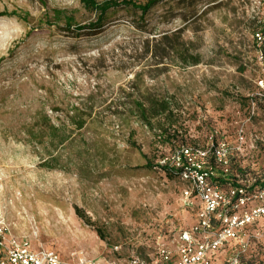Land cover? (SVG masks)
Instances as JSON below:
<instances>
[{
  "label": "rangeland",
  "instance_id": "obj_1",
  "mask_svg": "<svg viewBox=\"0 0 264 264\" xmlns=\"http://www.w3.org/2000/svg\"><path fill=\"white\" fill-rule=\"evenodd\" d=\"M254 10L251 0H163L145 14L115 7L90 32L75 29L96 20L80 0H0L6 240L63 258L149 264L158 238L172 241L195 222L183 203L188 184L159 160L181 146L212 156L225 142L228 177L264 170V105L250 106L260 74ZM137 95L168 99L173 123L132 116ZM73 107L87 119L82 129L66 118ZM41 111L69 138L57 167L42 165L48 156L27 135ZM213 169L220 177L215 160ZM249 235L242 264H264L262 231Z\"/></svg>",
  "mask_w": 264,
  "mask_h": 264
},
{
  "label": "built area",
  "instance_id": "obj_2",
  "mask_svg": "<svg viewBox=\"0 0 264 264\" xmlns=\"http://www.w3.org/2000/svg\"><path fill=\"white\" fill-rule=\"evenodd\" d=\"M251 3L256 13L252 39L260 70L250 103L254 110L257 104L264 105V0H251ZM211 155L200 148L181 146L170 157L159 160L160 167L173 169L188 184L183 191V203L195 212V222L180 230L172 241L168 237L158 238L156 257L149 264H242L241 255L249 244V233L260 229L264 235V170L242 169L220 184L212 179L214 169L210 159L215 160L223 177L228 178L227 144L218 143ZM6 235L7 228L0 221V264H100L77 257L63 258L53 250L35 251L27 243L13 238L7 241ZM224 252L229 255L223 256ZM114 261L120 263L119 258ZM127 264L147 263L130 258Z\"/></svg>",
  "mask_w": 264,
  "mask_h": 264
},
{
  "label": "trees",
  "instance_id": "obj_3",
  "mask_svg": "<svg viewBox=\"0 0 264 264\" xmlns=\"http://www.w3.org/2000/svg\"><path fill=\"white\" fill-rule=\"evenodd\" d=\"M84 5L91 7L95 10L96 20L87 24L86 26H78L75 29L77 31L88 30L90 32L99 31L103 27V22L108 14L109 10L119 6H128L135 10L141 11L142 14L147 13L152 7L157 5L163 0H145L144 4H134L131 0H107L103 3H98L96 0H80ZM61 14V13H59ZM58 14V15H59ZM198 59L194 60L192 64H197ZM129 111L130 114L136 119L142 121L145 125L152 126V121H158L163 118L164 121L173 123L174 115L172 114L171 102L166 98H152L149 95H137L136 98H129ZM70 125L76 130L82 129L86 124L87 119L77 114V107H73L71 114L66 116ZM30 140L34 141L48 158H44L42 165L44 167H57L50 166V163L57 162L59 159L60 147L68 141V136L60 127L54 125L50 117L43 111L37 114V121L35 120L33 126L27 131ZM57 151L55 155L53 152ZM211 166H214V160L211 162ZM163 169L174 173L173 169L163 167ZM232 178V177H231ZM215 182L220 184L227 182L229 179L223 177L222 173L220 177L212 178ZM76 214L83 219H86L82 214L75 210ZM88 221V220H86ZM102 238V236H101Z\"/></svg>",
  "mask_w": 264,
  "mask_h": 264
}]
</instances>
